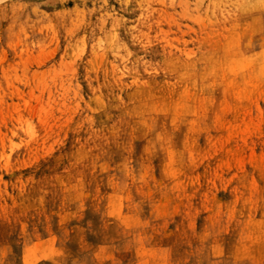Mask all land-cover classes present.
I'll return each instance as SVG.
<instances>
[{
	"label": "rangeland",
	"instance_id": "obj_1",
	"mask_svg": "<svg viewBox=\"0 0 264 264\" xmlns=\"http://www.w3.org/2000/svg\"><path fill=\"white\" fill-rule=\"evenodd\" d=\"M0 264H264V0H0Z\"/></svg>",
	"mask_w": 264,
	"mask_h": 264
}]
</instances>
